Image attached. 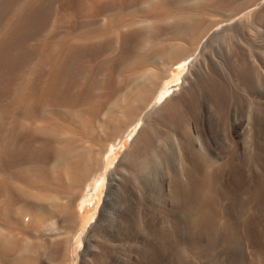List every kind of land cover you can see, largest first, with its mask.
Returning <instances> with one entry per match:
<instances>
[{"label": "rangeland", "instance_id": "obj_1", "mask_svg": "<svg viewBox=\"0 0 264 264\" xmlns=\"http://www.w3.org/2000/svg\"><path fill=\"white\" fill-rule=\"evenodd\" d=\"M168 4L176 11L138 14V34L97 48L117 72L108 106L120 122L74 198H60L66 209L48 210L36 235L46 246L65 239L67 248H46L40 264H264V0ZM42 12L28 31L54 18ZM81 17L75 29L88 23ZM134 65L141 69L129 73ZM101 112L95 127L105 132ZM189 177L198 183L174 184Z\"/></svg>", "mask_w": 264, "mask_h": 264}, {"label": "bare ground", "instance_id": "obj_2", "mask_svg": "<svg viewBox=\"0 0 264 264\" xmlns=\"http://www.w3.org/2000/svg\"><path fill=\"white\" fill-rule=\"evenodd\" d=\"M0 6V264H40L39 253L46 248H67L65 239L46 246L36 235L48 210L59 204L66 209L60 198H74L105 152L112 125L120 122L110 109L117 72L101 63L107 49L97 48L138 34V14L176 10L168 0H0ZM177 10L190 11L181 5ZM39 11L54 18L47 21L41 13L45 24L28 31ZM81 16L88 23L78 30L72 23ZM189 59L178 67H186ZM178 78L164 82L154 102L163 100ZM103 110L105 132L95 127ZM194 153L202 164L201 153ZM193 170L184 168L189 176ZM103 178L88 184V195L99 190ZM197 183L190 177L174 179L177 186Z\"/></svg>", "mask_w": 264, "mask_h": 264}, {"label": "crops", "instance_id": "obj_3", "mask_svg": "<svg viewBox=\"0 0 264 264\" xmlns=\"http://www.w3.org/2000/svg\"><path fill=\"white\" fill-rule=\"evenodd\" d=\"M167 59V58H166ZM141 61V60H140ZM138 63H143L142 61L141 62H138ZM132 69L134 70V71H139L140 69H141V66H137V65H134L133 67H132ZM159 68H158V66H156V69H154L153 70V72H154V74L158 77V76H160V74L161 73H163L162 72V69H160V71L158 70ZM130 70L131 69H129V72H130Z\"/></svg>", "mask_w": 264, "mask_h": 264}]
</instances>
